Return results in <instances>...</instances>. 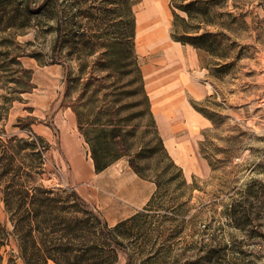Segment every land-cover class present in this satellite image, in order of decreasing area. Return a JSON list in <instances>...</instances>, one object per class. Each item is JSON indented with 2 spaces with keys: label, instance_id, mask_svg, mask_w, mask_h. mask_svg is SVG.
<instances>
[{
  "label": "rangeland",
  "instance_id": "rangeland-1",
  "mask_svg": "<svg viewBox=\"0 0 264 264\" xmlns=\"http://www.w3.org/2000/svg\"><path fill=\"white\" fill-rule=\"evenodd\" d=\"M112 1L56 0L60 7L55 9V14L64 16L65 32L70 39L60 53L61 63L52 62L55 35L46 31L47 22L56 24V17L41 23L35 19L33 26L14 36L12 52L20 54L22 64L33 69L36 87L27 93L0 89V116L3 94L14 98L7 114L0 119V158L9 168L4 180L15 184L8 191L15 197L14 202L25 197L24 204L14 203L8 211L0 201V219L11 231L8 243L0 249L5 263L10 258L21 263L17 258L18 244L27 246L28 250L35 244L47 255V264H264V0H168L163 11L166 18L162 16L165 19L144 29H152L153 33L167 30L171 36L173 32L176 36L210 33L204 41L211 44L210 50L200 49L217 81L215 87L220 90L217 89L220 100L229 94L232 102L248 101V104L234 111L242 118L232 120L227 102L228 106L211 96L198 100L196 105L211 116L214 126L195 132L190 137L188 152L178 150V158L173 151L169 153L182 173L178 175L170 169L165 174L166 181L173 179L169 189L158 192L149 207L146 204L138 211L134 226L125 224L115 229L107 220L110 235L128 246L126 252L114 251L99 235L92 210L107 218V209L97 207L90 197L85 198L88 204L73 197L75 188L68 168L60 160L54 137L47 139L49 131L45 126L60 124L64 111L75 115L77 123L80 118L85 125L87 119L97 116L96 112L105 113L107 106L114 103L122 105L121 116H135L145 111L144 104H137L142 96L133 91L138 86L137 82H131L135 73H124L126 69L122 66V71L103 70V51L97 47L90 54V49H83L96 39L103 42L98 35L108 25L111 27L112 22L120 20L115 12L106 16L108 9L123 11L122 18L126 21L129 15L124 8H132L135 16L141 0H124L127 1L124 5L120 2L123 0ZM192 1H195L194 7H190L192 15L177 7ZM39 3L40 0H35L32 5L38 8ZM173 10L183 20H176ZM135 36L128 39L134 45L132 54L141 64L143 59L138 57L135 48L139 40ZM31 52L39 53L40 61L22 55ZM144 59L148 60L146 56ZM11 67L21 70L19 65ZM131 68L133 65L127 67ZM19 71L15 76L20 75ZM15 85L12 82L8 86ZM54 98L55 106L49 109ZM60 104L64 107L52 119ZM28 115L34 117V122L30 123ZM247 115L254 116L251 125L244 119ZM106 118L104 114L103 119ZM149 123L148 115L144 114L126 125L127 130L136 126L134 136L130 137L131 153L142 146L147 154V148L156 145L154 129ZM31 133H40L49 144L39 151L40 156L36 153L38 150L28 146H9L8 140L28 137ZM174 137L179 147L180 136ZM181 157L191 159L194 164L184 162ZM196 159L205 162L206 172L196 168ZM120 160L129 166L128 156ZM139 161L155 164L151 159ZM147 172L153 174L151 170ZM96 189L108 195L103 188ZM0 196L3 195L0 193ZM36 204L46 206L38 211ZM45 207L48 212L35 217ZM28 214L33 216L31 228L27 223ZM19 220L22 226H17ZM41 255L28 253L27 258L31 264L37 261L42 264Z\"/></svg>",
  "mask_w": 264,
  "mask_h": 264
},
{
  "label": "trees",
  "instance_id": "trees-1",
  "mask_svg": "<svg viewBox=\"0 0 264 264\" xmlns=\"http://www.w3.org/2000/svg\"><path fill=\"white\" fill-rule=\"evenodd\" d=\"M34 2L35 0H0V82L2 83L0 89H10L9 93H13L17 91V89H19L20 93H27L31 92L35 87V83L33 82V69L24 66L19 59L20 54L12 52L11 49L13 48L12 46L14 43V36L18 34V32L21 31L20 34H23L25 29L33 26L35 19L38 20V23H41L42 20L47 22L56 17V24L47 22L48 29L46 30L48 32H53L55 35L51 47V59L53 63H61V59L59 58L60 53H62L66 46H68L70 43V39L65 32L67 22L64 16L59 12L55 14V9L60 7L56 0H40L38 8L32 5ZM112 2L114 3L116 0H113ZM120 2L122 5L127 4V1L124 0ZM194 5L195 1H192L189 4L181 3L177 7L187 12L189 15H192L190 7H194ZM124 9L129 15V20L124 21V18H122L124 14L123 11L118 12L115 8L108 9L106 16L115 12L116 17L117 15L121 17L120 20H116V23L112 22L113 24L111 27L114 26V28H111L108 25V27L104 28L106 31L103 32V34L101 33L98 35L99 39H104L103 42H97L98 40L96 39L95 42H90L89 44H86L87 46L84 45L83 49H90V54L95 53L99 48L103 51V60L101 62V68H103V70L114 68L116 71H122L120 69L122 66L124 69H126V72H124L126 74L133 71L135 75L133 76L131 82L138 83V86L134 88L133 91H135V93H139L142 96L137 104H144L145 111H140L135 116H121L120 111L122 110V105L114 103L110 106H107L108 108L106 109L105 113L101 112L100 110L96 112L97 116L91 120L87 119L85 125L79 118L78 125L81 133L84 135L90 146L91 157L97 172L104 170L112 163L121 159L123 156H128V164L134 170V172H136L141 178L151 180L156 184V189L151 199L147 203V206L149 207L153 199L157 197V193L168 190L173 181V179L166 181L164 179L165 174H167L171 169L175 170L178 175H180L182 173V168L175 163L167 151L163 139L159 133L154 114L151 109V100L149 99V96L146 92L140 64L137 61V57L132 54L134 45L128 39L131 36L135 37V16L132 8L129 6L125 7ZM115 16L112 19H114ZM173 16L176 20H183V17L179 16L175 10H173ZM108 28H111L112 30H108ZM196 28L197 27H195V29ZM184 31L186 33L189 32L187 28H184ZM209 35L210 33L208 32L200 35L183 34L181 36H176L175 32L172 33L173 39L177 41L187 42L196 48H205L207 50H210L211 44H206L204 41ZM22 55L34 57L40 61L39 53L37 52L25 53ZM13 65H19L21 70L19 71L13 69V67H11ZM129 65H133V68L127 69ZM16 71L20 72L19 76H15ZM12 82L16 85L8 86ZM3 98L4 101L1 106L2 116H0V119L5 117L11 102L14 100L13 96H4V94ZM18 99L21 98L18 96ZM117 99L120 100V98ZM193 106L202 113L210 116L205 110L199 108L196 104H193ZM104 114L107 116L105 120L103 119ZM144 114L148 115V120L150 122L149 125L154 129L153 139L156 140V145L150 148L148 147L147 154L144 153L145 148L142 146H139L136 152L131 153L133 144L130 140V137L134 136V129H136V126L133 127L134 129L132 128V130H127L126 125L134 117H140ZM26 117L30 120V123L34 122V117L32 115H28ZM8 144L11 146V148H14V146L18 148L28 146L34 151L38 150L36 153L39 156L41 150L46 149L49 146L46 140L36 133H31V135L28 137L12 138L8 140ZM140 159H151L155 164L153 166L151 164H142L139 161ZM0 163H2L0 171V193L3 195L0 196V201L5 203V211H8V209L12 207L14 203H17L18 206L24 204L25 197L22 200L21 198H17L20 202H14L15 197L10 196L8 191L12 190L15 184L13 181L4 180V176L8 175L9 168L7 164L2 162V158H0ZM147 170H151L153 174H149ZM28 193L29 192L27 191L25 196H28ZM5 195H7V197H5ZM72 195L78 201L88 204V201L85 199V197H83L76 189L72 190ZM36 205V209L38 211L39 208L46 206L43 204ZM47 212V207H45L44 211H41L40 213L37 212L35 217L46 214ZM92 213L97 222L99 235L107 243H109L114 251L126 252L128 246L121 240L113 238L110 235L106 218L97 210H92ZM138 215L139 212L125 220L118 222L114 228L118 229L125 224L134 226V221ZM27 223L30 228L33 226V216L31 218V216L29 217L28 214ZM16 224L17 226H22L23 222L22 220H19V222ZM10 232L11 231L5 226V222L0 219V249L8 243ZM16 247L18 252L17 258L20 259V264H31L30 260L27 258L28 253L29 255L38 256L42 254V264H47L48 257L46 254L42 253V249L39 246L34 244V246L29 248V250L27 246H22L21 244H18ZM0 264L18 263L16 262L15 258H10L5 263L4 255L0 252ZM33 264H39V261Z\"/></svg>",
  "mask_w": 264,
  "mask_h": 264
},
{
  "label": "crops",
  "instance_id": "crops-1",
  "mask_svg": "<svg viewBox=\"0 0 264 264\" xmlns=\"http://www.w3.org/2000/svg\"><path fill=\"white\" fill-rule=\"evenodd\" d=\"M167 3L168 0H141L139 2V8L135 11V35L139 41L135 48L139 53L138 57L143 59L140 68L159 133L168 152L172 154L173 151L174 157L178 158V150L188 152V145L192 139L190 137H193L195 132L214 126L213 119L197 110L193 103L199 105L198 100L202 101L210 96L220 100L221 95L220 90L215 87L218 85L217 81L211 75L212 69L205 62L202 49L173 39L171 32L167 30L155 33L152 29L144 30L166 18L163 11ZM162 16L165 18L161 19ZM154 18L157 20H154L152 25L147 24ZM144 56L148 60L144 59ZM180 93L184 94L180 95ZM192 98L195 99L194 102ZM231 98L232 96L228 94L223 97V101H220L224 105L228 103L227 108L234 118L232 120H239L242 117L234 111L248 104V101L234 100L232 102ZM56 101L55 98L51 101L49 109L54 108ZM63 107L60 104L57 111L52 114V119L59 115ZM62 114V118H59L60 124L54 122L51 128L45 126L49 131L47 139L54 137L56 140L53 144L56 145V150L60 154V160L68 168L73 187L83 197H90L100 209L102 207L107 209L108 216L104 217L110 225H116L136 214L151 199L155 191L154 182L138 176L122 160L97 172L91 157L90 146L79 130L75 115L67 111ZM253 118L254 116L250 115L244 117L249 125L251 121L254 123ZM37 134L41 136L40 133ZM176 135L180 136L179 147L176 146L178 144L174 137ZM42 137L44 138L43 135ZM181 159L194 164L191 159L188 160L185 157ZM195 165L201 172L207 171L204 161L196 159ZM122 168H124L123 171ZM98 187L107 191L108 195L97 192Z\"/></svg>",
  "mask_w": 264,
  "mask_h": 264
},
{
  "label": "bare ground",
  "instance_id": "bare-ground-1",
  "mask_svg": "<svg viewBox=\"0 0 264 264\" xmlns=\"http://www.w3.org/2000/svg\"><path fill=\"white\" fill-rule=\"evenodd\" d=\"M152 1H153V0H152ZM161 14H162V13H161ZM160 16H161V15H160ZM160 16H159V17H160ZM142 17L144 18V16H142ZM159 17H158V18H159ZM140 19H142V18H140ZM140 19H139V20H140ZM154 20H157V18H154L153 20H150L147 24L152 25V23H153ZM137 24H138V23H137ZM162 37H163V36H162ZM160 38H161V37H160Z\"/></svg>",
  "mask_w": 264,
  "mask_h": 264
}]
</instances>
